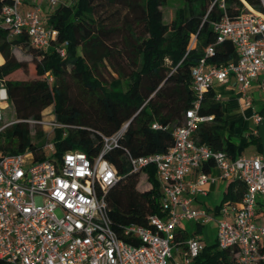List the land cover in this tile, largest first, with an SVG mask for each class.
Here are the masks:
<instances>
[{"label":"built area","instance_id":"built-area-1","mask_svg":"<svg viewBox=\"0 0 264 264\" xmlns=\"http://www.w3.org/2000/svg\"><path fill=\"white\" fill-rule=\"evenodd\" d=\"M56 3L10 0L0 11V30L6 31L8 39L27 36L30 46L39 51L55 47L65 58L68 43H58L59 31L42 16L44 4L54 7ZM216 3L226 10V0ZM245 8L234 18L225 14L214 23L217 40L207 49V56L214 54L217 45L230 41L236 59L222 67L202 60L193 68L197 101L187 112L186 123L174 130L173 148L166 154L142 157L127 152L134 173L148 179L146 169L156 170L165 215L150 216L146 226L128 225L120 234L112 229L107 199L120 178L106 155L117 147L127 124L114 136L103 137L96 157L82 151L54 157L57 131L66 137L70 127L44 114L40 120L8 122L11 102L0 78V264H168L173 249L180 257L176 264H192L205 242L200 237L178 241L177 230L183 221L203 227L216 221L218 247L233 252L235 264L264 262V215L257 214L260 199L264 203V155L232 160L225 152L193 139L199 124L213 121L212 116L199 115V109L204 95L216 84L234 79L245 106L251 108L250 91L257 84L264 101V11ZM46 78L53 82L49 74ZM216 100L221 96L216 95ZM252 118L256 125L262 123L257 109ZM18 123L31 128L33 143L43 142L44 159L38 160L32 150L14 155L2 150L5 132ZM152 129L163 127L154 123ZM208 163L220 170L222 181L240 180L246 185L241 202L224 205L218 219L197 205L198 197L208 196V185L214 181L211 173L203 171Z\"/></svg>","mask_w":264,"mask_h":264},{"label":"trees","instance_id":"trees-1","mask_svg":"<svg viewBox=\"0 0 264 264\" xmlns=\"http://www.w3.org/2000/svg\"><path fill=\"white\" fill-rule=\"evenodd\" d=\"M181 1L184 5L168 24L163 22L162 11L167 0H75L71 5H60L48 13L47 23L59 31V44L68 43L65 58L55 47L39 51L30 46L27 36L8 39L6 31L0 30V56L4 60L0 78L17 120H40L44 111L53 107L56 120L70 127L66 137L57 131L54 157L73 151L96 157L103 137L114 136L130 122L117 147L106 155L120 178L107 197L112 229L118 234L131 224L146 226L152 215H165L156 170L146 169L151 186L141 190L142 175L133 172L127 152L142 157L166 154L173 148L174 130L186 123V114L197 101L193 68L202 60L222 67L236 59L230 41L217 45L214 54L207 56V49L217 40L214 23L225 14L231 18L240 15L245 5L264 11L263 0H226L225 11L215 0ZM9 2L0 0V11ZM18 47L33 53L31 63L17 59L14 49ZM106 63L119 77L105 85L96 72ZM31 65L37 79L14 77L17 72L28 74ZM47 74L53 82H48ZM216 95L214 89L204 95L199 115L212 116L213 121L199 124L193 139L236 160L243 149L228 135L229 122ZM258 113L263 119L260 127L264 124V104ZM154 123L163 129H152ZM37 136L41 139V132ZM42 145L33 143L27 124L18 123L5 132L2 150L10 155L32 150L42 160ZM213 168L214 163H208L203 171L211 173ZM245 192L242 181H232L215 215L224 205L241 202ZM202 229L197 224L196 232L181 230L178 241L195 238ZM192 264H235L234 253L220 250L216 239L212 244L205 242Z\"/></svg>","mask_w":264,"mask_h":264},{"label":"crops","instance_id":"crops-1","mask_svg":"<svg viewBox=\"0 0 264 264\" xmlns=\"http://www.w3.org/2000/svg\"><path fill=\"white\" fill-rule=\"evenodd\" d=\"M27 4L28 3H26V5ZM43 10H48L49 11L48 13H50L51 11L54 10V8L50 7L47 4H44ZM48 13L46 17H43L45 20H47L48 18L47 17ZM0 58H1V62H0V66H1L4 63V60L2 56H0ZM214 90L217 95L221 96L220 101L223 103L225 113H227V115L225 114L227 116L226 119L229 122V124H231L232 127L231 128L232 130L228 128L227 133L232 137L233 143L243 149L241 156L253 157L257 155H264V126L263 129H261V127H258V125L254 123V120L252 118L254 114V109L258 110L255 103L257 102V100L262 99L258 85L255 84L250 91V96H252L254 108L245 106L244 101L241 99L240 96L239 87L237 83L234 81V79H231L229 84H223V85L216 84ZM234 90H236V92ZM250 148L251 151L249 153H246ZM211 175L214 178V181L210 182V184L208 185L209 194L206 197L210 199L211 197H214L215 199H217V197H221V201H222L224 197V193L225 191H227L228 186L232 181L229 182L222 181L221 172L217 168L212 169ZM201 197L204 196L198 197L197 205L203 206L204 208L206 206L207 208L205 209L209 213L215 214V208L221 203V201L219 204L213 207L208 205V203L205 200H200ZM257 214L261 218L264 215L263 199H260ZM181 230L196 232L197 228H195V225H193L191 229L188 226L183 227L180 225L177 230V233ZM202 230L200 234H197L195 236L200 237L203 240V242H205V238L202 236Z\"/></svg>","mask_w":264,"mask_h":264},{"label":"rangeland","instance_id":"rangeland-1","mask_svg":"<svg viewBox=\"0 0 264 264\" xmlns=\"http://www.w3.org/2000/svg\"><path fill=\"white\" fill-rule=\"evenodd\" d=\"M74 1L75 0H57V3L53 8L59 7L60 5H71L72 3H74ZM183 5L184 3L181 0H167L166 4L162 7L163 22L166 24L170 23L175 18L177 10L180 9ZM48 12H49L48 10H43L42 16L46 17ZM14 54L16 55L19 61H26V62L31 63L33 60V53H30L29 50L25 48L24 49L21 47L15 48ZM96 73L99 79L105 82L104 83L105 85L106 83H111L114 79H117L119 77L118 74L115 72L114 68L109 63H106L103 66H100L98 72ZM14 77H16L17 79H24V80H30V79L34 80L38 78L37 75L35 74V71L32 65H31L30 72L28 74L17 72L14 75ZM121 87L123 91L126 90V86L124 82ZM234 91L236 92V90ZM263 104H264L263 99L257 100V102L255 103L257 108H259ZM43 114L45 117L52 119V116L54 115L53 107L46 109ZM225 114L227 115V113ZM6 120L8 122H14L17 120V117L14 112V108L11 103H9L8 105ZM263 126L264 124L260 126L261 129H263ZM231 128H232L231 124H229V129L232 130ZM250 151H251V148L248 149L246 153H249ZM139 181H141L139 185V188L141 190L147 189L149 188V186H151V184L148 182V180H146V177L144 175L139 177ZM200 200H205L208 203V205L215 207L217 204L220 203L221 197H217V199H215L214 197H211V199L207 197H201ZM205 208L207 207L205 206ZM216 219H218V216H216ZM193 225H195V228H197V225L194 222L183 221L181 223V226L183 227L188 226L190 229L192 228ZM217 230H218V225L216 221H213L211 224L205 225L203 227L202 236L205 238L206 243L208 244L214 243L216 236H217ZM178 261H180V257H178V255L176 254V250L173 249V259H170L168 264H176V262Z\"/></svg>","mask_w":264,"mask_h":264},{"label":"water","instance_id":"water-1","mask_svg":"<svg viewBox=\"0 0 264 264\" xmlns=\"http://www.w3.org/2000/svg\"><path fill=\"white\" fill-rule=\"evenodd\" d=\"M129 125H130V122L124 127V132H126L127 131V129H128V127H129Z\"/></svg>","mask_w":264,"mask_h":264}]
</instances>
